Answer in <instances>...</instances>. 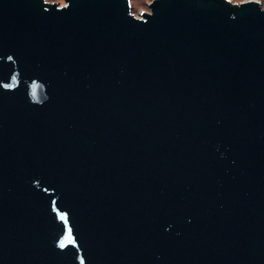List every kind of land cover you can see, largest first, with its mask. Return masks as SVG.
Segmentation results:
<instances>
[{
    "label": "water",
    "instance_id": "obj_1",
    "mask_svg": "<svg viewBox=\"0 0 264 264\" xmlns=\"http://www.w3.org/2000/svg\"><path fill=\"white\" fill-rule=\"evenodd\" d=\"M0 0V264H264L257 0Z\"/></svg>",
    "mask_w": 264,
    "mask_h": 264
},
{
    "label": "rangeland",
    "instance_id": "obj_2",
    "mask_svg": "<svg viewBox=\"0 0 264 264\" xmlns=\"http://www.w3.org/2000/svg\"><path fill=\"white\" fill-rule=\"evenodd\" d=\"M47 1L58 3L59 5H64L66 3L65 0H47ZM151 1L152 0H131L133 12L137 16H139L141 12H150L148 3H150ZM232 1L240 3L247 0H232ZM257 1L261 2V5L264 7V0H257Z\"/></svg>",
    "mask_w": 264,
    "mask_h": 264
}]
</instances>
